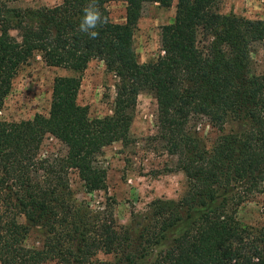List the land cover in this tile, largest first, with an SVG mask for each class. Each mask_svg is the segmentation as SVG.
<instances>
[{"label":"trees","instance_id":"trees-1","mask_svg":"<svg viewBox=\"0 0 264 264\" xmlns=\"http://www.w3.org/2000/svg\"><path fill=\"white\" fill-rule=\"evenodd\" d=\"M110 1L98 0L107 23L92 39L78 30L87 0L34 9L0 0V110L36 52L47 66L75 73L55 77L48 115L0 121V264H264V225L242 226L237 218L264 183V73L251 64L264 45V20L221 13L218 0H122L125 22L115 23ZM174 1L175 19L161 29L162 54L140 62L133 36L144 3ZM93 60L118 79L113 113L102 118L77 100ZM144 91L156 99V137L176 156L186 189L177 200L157 198L131 211L123 225L109 205L78 201L69 171L88 192L106 190L99 157L130 140ZM197 116L219 132L210 147L188 128ZM48 135L66 146L65 156H39ZM34 226L44 232L41 249L25 244Z\"/></svg>","mask_w":264,"mask_h":264},{"label":"rangeland","instance_id":"rangeland-1","mask_svg":"<svg viewBox=\"0 0 264 264\" xmlns=\"http://www.w3.org/2000/svg\"><path fill=\"white\" fill-rule=\"evenodd\" d=\"M12 8L52 7L62 0H2ZM110 19L124 23L126 2L112 0L107 3ZM218 10L224 14H235L252 20H264V0H218ZM176 1L165 7L155 2L143 5L133 36V44L140 62L155 61L162 54L161 29L174 21ZM15 35L16 31H11ZM252 71L264 73V45L256 46L252 53ZM72 70L50 67L36 52L23 65L12 82L10 93L0 110V121L19 122L29 120L35 114L48 115L52 99V88L57 76H73ZM117 77L109 72L100 60L91 61L81 74L78 103L88 109L91 118L112 115L116 96ZM157 102L153 94L141 92L137 99L134 119L130 128V140L123 144L117 141L103 148L100 164L107 169L106 190L88 192L75 169L69 171L71 189L78 201L102 210L109 205L120 224L128 225L131 211H144L157 198L177 200L186 189V178L176 170V156L170 155L164 143L156 137ZM189 130L210 147L219 132L203 116L193 118ZM229 129V127H227ZM66 146L48 135L40 147V157L65 156ZM242 226L260 228L264 225V183L262 190L243 203L237 211ZM25 222L24 218H21ZM44 232L40 226L29 231L25 244L41 249ZM100 259L112 256L98 254ZM42 264H61L47 260Z\"/></svg>","mask_w":264,"mask_h":264},{"label":"clouds","instance_id":"clouds-1","mask_svg":"<svg viewBox=\"0 0 264 264\" xmlns=\"http://www.w3.org/2000/svg\"><path fill=\"white\" fill-rule=\"evenodd\" d=\"M107 23V17L100 10L98 0H87L82 9V16L78 24V30L95 39L99 36L98 28Z\"/></svg>","mask_w":264,"mask_h":264}]
</instances>
